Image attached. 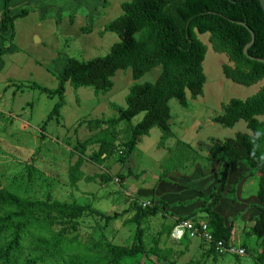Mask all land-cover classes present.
<instances>
[{"label":"rangeland","instance_id":"obj_1","mask_svg":"<svg viewBox=\"0 0 264 264\" xmlns=\"http://www.w3.org/2000/svg\"><path fill=\"white\" fill-rule=\"evenodd\" d=\"M125 1L129 0H101L105 4L92 10L95 12L88 17L92 0L86 1L87 5L79 8L81 12L77 10L76 15L68 11L57 15L50 10L42 17L29 8L28 14L17 18L7 33L0 32V48L9 46L0 56V190L36 202L49 199L90 204L104 216H113L105 223L103 216L89 212L75 218L54 215L46 225L29 228V239L23 243L20 259L35 257L33 264H64L71 258L105 264L109 261V246L134 244L136 203L151 200L161 208L163 203L156 196L164 195L167 203L175 198L184 199L182 203L170 204L180 209L181 206L188 209L198 200L203 204L207 193L193 198V189L197 187L190 180L193 165L205 163L204 157L214 142L221 143L238 133H251L242 119L232 127H225L213 118L223 114L231 98L244 100L255 94L264 85V79L242 86L225 78L221 67L230 64L227 56L212 50L209 33L197 34L207 47L202 62L205 82L202 92L195 97L186 92L187 107L173 98L169 100L171 138L159 147L161 131L153 127L141 136L123 165L118 161V149L101 165L91 162L89 157L98 150V144H89L83 154V174L104 173L110 181L81 179L76 186L71 185L68 169L79 156L75 146L98 131L90 130L86 122L117 117L119 110L126 107L125 97L130 87L154 83L161 67H154L137 80L132 78L130 68L118 70L111 77V88L98 94L90 86L74 87L66 82L64 104L57 119L54 116L47 120V116L58 97L42 88L57 87L69 58L87 61L109 53L119 37L106 27L122 14L121 4ZM1 17L0 8V20ZM142 116L140 113L114 127L118 131L115 132L118 148ZM103 126L106 124H100L101 131ZM198 208H193L195 220L203 221L205 215ZM175 220L162 209L155 216L146 217L142 221L146 255L121 261L117 258L114 264H154L153 248L157 247L169 250L168 258L174 264L197 260L206 264H255L262 250L256 236L236 232L231 244L239 247L247 243L249 251L246 248L243 256L226 253L207 258L204 254L207 246L199 240L182 243L170 238L168 228H172ZM36 237L46 238L50 245L59 248V253L53 254L50 247L31 245L30 241ZM8 240V234L0 235V247ZM41 254L46 255L40 257Z\"/></svg>","mask_w":264,"mask_h":264},{"label":"trees","instance_id":"obj_2","mask_svg":"<svg viewBox=\"0 0 264 264\" xmlns=\"http://www.w3.org/2000/svg\"><path fill=\"white\" fill-rule=\"evenodd\" d=\"M4 2L0 32L7 33L14 20L26 12L10 15L9 0ZM121 9L122 14L106 27L119 37V41L111 46L109 53L87 61L69 58L57 87L42 88L43 91L58 97L47 116V120L54 116L57 119L59 109L64 104L66 82L74 87L90 86L94 93L98 94L111 88V77L118 70L130 68L132 78L137 80L154 67H161L154 83L134 84L130 87L125 97L126 107L119 110L117 117L86 122L90 130L98 131L75 146L79 156L68 169V178L73 186L81 179L87 182L97 178L110 181V177L104 173L94 176L83 174L81 166L87 145L98 144V150L89 157L91 162L101 165L113 154L114 149H118V161L123 165L129 160L141 136L147 135L153 127H158L161 131L159 147H163L173 135L169 125V100L173 98L182 107H187L186 92L195 97L202 92L205 82L202 62L207 47L199 40L197 34L209 33L208 41L212 50L227 56L230 64H223L221 67L225 78L242 86H250L264 79V63L257 60L264 59V12L259 0H129L121 4ZM240 23H245L254 34L248 55L255 59H249L243 52L245 46L251 42L252 36ZM8 49L9 46L0 48V56ZM140 113H143L141 120L131 126L128 136L118 148L115 144L118 131H115L114 127L122 121H130ZM260 117H264V85L244 100L231 98L224 106L223 114L213 120L225 127H232L242 119L251 133H238L234 138H228L221 143L214 142L204 157L207 162L220 161L227 166L242 162L259 174L257 198L261 206L252 227L246 232L256 236L262 243V250L255 264H264V118L259 119ZM102 123L106 124V127L103 126L101 131ZM119 178L123 180L124 176L120 174ZM231 192H234V188ZM214 195L212 191L204 196L205 201L199 209L205 215L203 221L207 223L215 241L221 240L225 246L233 245L232 225L225 226L222 217L213 207L207 206V200ZM160 209V204L142 208L136 203L133 218L136 224L134 244L109 246V261L105 264H114L117 258L132 259L146 255L142 221L146 217L155 216ZM85 212L103 216L105 223L113 217L104 216L90 204L81 205L49 199L36 202L0 190V235L9 236L7 244L3 248L0 247L2 264H33L35 257L20 259L23 243L29 239L27 230L34 226L46 225L48 218L51 220L54 215L75 218ZM195 214L194 211L186 217H176L175 222L195 221ZM168 229L171 232L172 228ZM199 241L207 246L204 253L207 258L226 254H219L213 244ZM181 242L189 243L191 240L184 238ZM30 244L34 247H50L53 254L59 253V248L54 244L50 245L44 237H36ZM153 249L156 257L154 264H174L168 258L169 250L158 247ZM45 255L41 254L40 257ZM64 264L95 263L71 258ZM187 264L206 263L197 260Z\"/></svg>","mask_w":264,"mask_h":264},{"label":"crops","instance_id":"obj_3","mask_svg":"<svg viewBox=\"0 0 264 264\" xmlns=\"http://www.w3.org/2000/svg\"><path fill=\"white\" fill-rule=\"evenodd\" d=\"M86 1L89 0H9L8 11L10 15L19 14L22 11L28 14L30 8L31 12L38 14V16H42L50 10L56 11L57 15H61L66 11L76 15L75 13L80 10L79 8L87 5ZM92 2L91 11L97 10L99 6L101 7L105 4L101 0H92ZM0 8L3 17L4 0H0ZM93 12L95 11L89 12L86 16L88 17ZM189 148L194 149L192 146H189ZM193 166L190 171L191 185L197 184V187L193 189V198L201 197L202 195H199V193H207L209 195L214 191L215 195L207 203V206L213 207V210L222 217L225 226L232 225V235H235L236 232H241L245 236H251L246 232L252 227L261 206L257 198L258 172L246 167L242 162L227 166L220 161H205L204 164L197 163ZM170 179L173 180V178ZM173 183L176 186H185V184L179 182ZM232 188H234L233 193L231 192ZM156 198L163 203L161 209L174 219L176 217H186L196 210L193 208L199 207L198 209H200L202 206V202H199V200L188 209L181 206L182 209H187L183 213L181 212L182 209L178 208L179 206H170V204L173 202L182 203L184 199L180 201L175 198L167 203L164 195H157ZM237 222L240 223L239 226L236 225ZM239 246L247 248V251H249L247 243Z\"/></svg>","mask_w":264,"mask_h":264},{"label":"built area","instance_id":"obj_4","mask_svg":"<svg viewBox=\"0 0 264 264\" xmlns=\"http://www.w3.org/2000/svg\"><path fill=\"white\" fill-rule=\"evenodd\" d=\"M158 202H153L151 200L141 201L139 205L142 208L153 207ZM170 238L175 241H182L184 238L188 240H201L207 244H213L215 250L219 254L230 253L233 255L243 256L246 250L243 247H236L234 245L225 246L221 240L215 241L213 239V234L209 229L205 221H194V220H180L173 224L170 232Z\"/></svg>","mask_w":264,"mask_h":264},{"label":"water","instance_id":"obj_5","mask_svg":"<svg viewBox=\"0 0 264 264\" xmlns=\"http://www.w3.org/2000/svg\"><path fill=\"white\" fill-rule=\"evenodd\" d=\"M259 1H260L261 5H262L263 12H264V0H259ZM240 24H241L242 26H244V27L250 32V34H251V36H252V40H251V42H250L248 45L245 46L243 52H244V54H245L249 59H255V58H252V57H250V56L248 55V48L252 45V43H253V41H254V34H253L252 30L249 29L245 23H240ZM257 60H258L259 62L264 63V59H257ZM207 147H208V146H207Z\"/></svg>","mask_w":264,"mask_h":264}]
</instances>
